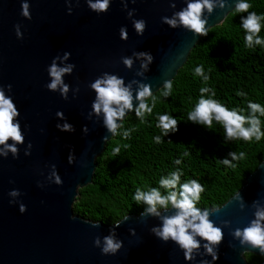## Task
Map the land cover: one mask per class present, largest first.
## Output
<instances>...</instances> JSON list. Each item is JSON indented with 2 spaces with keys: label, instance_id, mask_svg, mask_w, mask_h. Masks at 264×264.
<instances>
[{
  "label": "water",
  "instance_id": "water-1",
  "mask_svg": "<svg viewBox=\"0 0 264 264\" xmlns=\"http://www.w3.org/2000/svg\"><path fill=\"white\" fill-rule=\"evenodd\" d=\"M29 2L30 20L20 15L21 0H0V85H12L7 94L20 111L25 145L32 143L28 156L24 155L25 145H20L18 158L13 159L11 154L0 157V264H192L185 261L183 252L172 241L163 242L150 232L159 223L156 217H141V213L123 217L115 229L123 247L115 255H103L93 240L108 235L114 224L74 212L79 189L93 182L97 158L113 137L105 143L102 137L110 134L99 118L87 119L95 98L88 84L103 72H110L124 77L126 83L143 80L152 85L154 94L165 80L173 81L202 38L161 21V17L182 8L184 0H174L175 9L169 6L170 0H136L135 4L129 0L128 7L136 9L135 18L146 21L143 35L136 34L121 0H112L109 10L99 15L88 8L86 0L78 4L72 0L71 14L65 0ZM233 8L232 0L223 9L215 8L206 27L211 26L210 30L221 24ZM17 23L24 33L22 39L15 35ZM121 26H127V40L120 39ZM63 51L72 53L69 62L76 65L71 75H65V82L71 88H80L75 97L70 90L67 100L45 87L49 81L47 66ZM133 51H148L154 57L143 76H136L140 60H135L131 69L120 60ZM58 110L64 112L75 131L56 128L58 122H63L55 115ZM85 125L87 134L82 131ZM70 150L75 154L73 164L67 160ZM51 164L56 165L62 185L50 183ZM37 181L45 186L38 187ZM13 188L21 191L18 199L27 206L24 213L18 204L9 203L12 198L7 193ZM237 192L244 199L243 209L233 198ZM237 192L210 216L218 225L230 221L229 227L222 229L225 235L215 264H251L247 253L241 254L244 249L232 238L230 228L244 227L253 218L254 200L262 198L264 203V160ZM93 222L99 226L93 227ZM129 229H134L135 235ZM248 253L262 257L260 264H264V255L258 249Z\"/></svg>",
  "mask_w": 264,
  "mask_h": 264
},
{
  "label": "clouds",
  "instance_id": "clouds-1",
  "mask_svg": "<svg viewBox=\"0 0 264 264\" xmlns=\"http://www.w3.org/2000/svg\"><path fill=\"white\" fill-rule=\"evenodd\" d=\"M77 4L79 0H76ZM235 13H247L241 16L240 27L244 30V46L254 49L256 46L264 48V38L259 35L264 21V14L258 15L255 11H249L251 7L249 0H232ZM67 12L72 13V0H65ZM112 0H86V4L91 11L98 15L109 10ZM135 4L136 0H131ZM129 0H121V6L126 10L127 18L131 20L132 27L137 35H143L146 28V21L143 18L137 19L134 16L135 8L128 7ZM229 5V0H184V6L177 11H173L171 16L161 17V21L170 28H183L193 33L194 36H206L211 26L208 25V17L215 8L223 9ZM171 8L175 9L174 0H170ZM31 5L29 0H21L20 15L26 19H31ZM205 12L207 15H205ZM15 35L18 39H22L24 33L21 31V24L14 25ZM120 39H128L127 26H121L119 29ZM72 53L63 51L57 54L47 66L49 81L45 87L49 91L58 92L60 96L67 100L69 91L73 93V97L79 93L80 88L77 85L71 88L65 82V75H71L76 68L75 63L69 62ZM153 55L148 51H133L130 56H122L120 58L123 65L129 69L133 68L134 61L140 60L139 69L136 76H143L149 70V66L153 62ZM193 75L198 76L205 83L209 76L205 73L202 65H197L193 70ZM135 84V88H133ZM88 87L95 92V98L91 104V110L87 119L93 116L98 117L106 132L102 140L106 143L110 137L121 135L128 138L130 130L118 132L123 129V121L125 116L134 112L136 118L143 123L146 115H151L156 105L157 97L153 95L152 85L145 83L143 80L135 79L125 82V78L110 72H103L88 84ZM172 81L165 80L160 89V95L163 98L169 97L172 93ZM12 85H0V157L7 158L9 154L13 159L19 157L20 145H25V132L20 122V111L18 110L14 99L11 95ZM200 97L194 107L188 112L187 120L198 125H203L207 129H212L213 121L223 127V137L225 141L243 140V141H260L264 136L261 131L260 117L264 116V106L260 103L248 101V114L244 115L242 109H229L224 104L215 100L214 91L209 87H201L199 89ZM207 94V95H206ZM237 95H245L237 92ZM150 101V102H149ZM58 120L56 128L60 131L73 132L74 126L68 122L63 111L58 110L55 113ZM247 125V126H245ZM156 128L160 130V135L153 138L155 143H161L162 137L168 136L169 133L178 131V121L174 116L169 114H158L156 117ZM28 126L25 125L24 128ZM43 131V129H41ZM87 134L89 129L85 125L82 129ZM11 141V142H9ZM32 143L28 141L24 147V155L31 154ZM119 149H114V154ZM187 156L188 153L182 154ZM244 153L229 151L220 163L224 166L235 168L234 161L244 158ZM230 158V159H229ZM75 154L70 150L67 160L69 164H73ZM182 160L177 158L174 164L180 165ZM48 178L50 183L62 185L63 180L57 171L56 165L51 164ZM183 172L180 168L170 171L167 175H162L156 187H149L146 190L136 188L132 199L137 205H143L141 217L150 215L159 220L157 225L150 228V232L163 242L172 241L183 252L185 261L192 264H215L219 258V245L224 239L223 228H228L230 221H222L216 224L210 218L213 212L218 208H200L197 204L200 202L201 193L204 187L196 179H187L181 182ZM10 183L14 181L10 180ZM37 186L43 188L45 185L41 181H37ZM163 190V192L161 191ZM8 196L10 204H18L19 211L24 213L27 206L19 201L21 191L17 188L11 189ZM243 209L245 207L244 199L237 192L234 197ZM261 199L252 202L253 212L252 219L244 227L230 228V235L244 249L241 253L245 256L252 249H258L261 255H264V203ZM43 203V202H42ZM170 214H162V212H170ZM75 218V215L73 216ZM125 217L124 219H126ZM122 220L113 222L114 227L109 231L108 235L103 237L96 236L93 240L95 247H98L103 255H115L122 247L123 241L118 239L115 229L120 225ZM98 222H93V227H98ZM132 235H135L134 229H129ZM201 259L197 260V257ZM211 257L207 259L205 257Z\"/></svg>",
  "mask_w": 264,
  "mask_h": 264
},
{
  "label": "trees",
  "instance_id": "trees-1",
  "mask_svg": "<svg viewBox=\"0 0 264 264\" xmlns=\"http://www.w3.org/2000/svg\"><path fill=\"white\" fill-rule=\"evenodd\" d=\"M249 3V11L264 14V0H249ZM246 15L232 11L221 24L202 36L173 79L171 95L163 98L160 90L153 94L157 97L156 105L143 123L134 112L124 119L123 129L118 132L133 130L128 138L116 135L107 142L97 158L93 182L79 189L74 205L76 214L109 225L129 214L142 213L144 206L132 199L136 188L156 187L162 175L177 168L183 172L181 182L196 179L203 185L197 204L200 208L219 207L241 189L264 160V136L260 141H225L220 124L213 121L212 129H207L188 121L187 114L199 99L201 87H209L215 93V100L229 109H242L244 115L248 114V101L264 106V48L244 46L240 21ZM259 35L264 38V21ZM197 65H202L209 76L206 83L193 75ZM165 113L177 119L178 131L162 137V142L157 144L153 138L161 133L155 126L156 117ZM260 121L264 132V116ZM117 148L119 151L114 154ZM229 151L245 154L243 159L233 162L235 168L220 163ZM185 152L187 156L182 155ZM177 158L182 160L180 165L174 164ZM246 257L251 264L263 261L252 253Z\"/></svg>",
  "mask_w": 264,
  "mask_h": 264
}]
</instances>
